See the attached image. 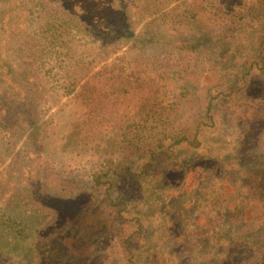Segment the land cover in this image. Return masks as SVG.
<instances>
[{
	"label": "trees",
	"instance_id": "1",
	"mask_svg": "<svg viewBox=\"0 0 264 264\" xmlns=\"http://www.w3.org/2000/svg\"><path fill=\"white\" fill-rule=\"evenodd\" d=\"M34 1L0 0V140L7 141V145L0 146V150L7 149L10 153L16 151L13 144L18 127L19 131H29V139L33 143L32 156H35L32 165L24 161L14 164L0 160V234L5 232L9 235L8 242L2 245L0 243V264H98L93 256L103 251L100 248L103 244L99 240L104 232L99 234L94 244H84L77 238L78 227L75 220L69 219L68 215V218H62L58 222V209L46 203V200L54 199L55 196H71L86 188L103 192L110 198L115 214L107 231L117 230L119 227L115 245L118 254L122 256L120 264H138L135 244L147 222L140 214L127 210L129 201L125 198L113 197L112 189L120 179L166 171L180 149L190 150L201 146L203 138L215 131L225 106L229 104L235 108L242 104L232 105L227 99L246 87L250 74L264 69V19L261 18L257 25L252 26L255 21L250 16L254 13L253 8L245 0H108L114 6L110 9V19L102 18L99 22L89 18V12L83 11V7L78 8L76 4L73 6L72 0H60L61 4L53 2L54 6L50 4L51 0H36L35 4ZM172 1L177 2L178 6L173 8L177 12L168 10ZM100 3L102 1L92 0L91 4L94 8ZM34 6L41 10H52L58 19L55 21L46 18L42 30L47 34L42 33V39H37V43L30 34L32 26L29 22V11ZM93 8H90L91 14H94ZM102 8L103 4L100 5V9ZM255 8L263 12L264 0H258ZM133 10L167 22L173 19L175 32L171 35L162 34L159 30L153 31L151 27L137 32L131 22ZM216 21L223 23L221 29L214 27ZM233 24L242 27L246 34L226 44V29ZM20 25H26V28ZM55 25L60 30L58 37L52 33ZM78 30L84 34L92 33L98 40L97 50L101 56L95 65L111 57L112 52L122 43L137 48L162 44L163 52L145 58L105 63L93 74L85 75L81 82L84 67L88 70L85 57L71 54L73 50L75 53L78 51L77 44H69L64 40ZM10 40L17 45V52L21 51L19 60L24 59L23 66L19 64V70L29 67L22 80L10 74V66L4 68L8 62L6 50ZM55 52L64 55L54 57ZM33 56H36V60ZM199 56L205 57L206 63L212 64L206 67L212 71L220 72L222 64L219 61L223 62L225 71L219 80H207L200 84V78H195L196 74L193 79L186 78L191 69H196L193 61ZM50 64L53 65L52 69H63L61 72L65 75L64 78L60 80L56 74L49 72L50 69L45 70ZM166 72L173 78L165 83ZM178 80L183 83L178 84ZM35 81H39V84L33 92L32 83ZM79 81L81 84L78 89ZM169 83L180 85V104L171 106L169 103L165 106L169 110L161 113L158 107L164 103L163 97L169 92ZM190 91L200 101V115L193 123H177V117L180 116L181 119L185 115L181 103L186 101ZM64 97H67V101L61 104L63 107L58 113L62 111L59 116L65 115L66 120L72 118L71 124L76 128V138L79 141L77 147L82 146L83 149V145H92L99 138L118 145L120 141L115 136L123 129L127 143L120 146L123 149L118 157L131 160L142 152L143 161L110 164L107 170L95 172L87 183L81 181L80 184L63 178L56 168L46 162L44 131L48 118L40 114V104H50L51 107L61 103ZM241 98L253 103L259 101V98L248 95ZM156 104L158 109L155 120L157 124L162 122L163 130L153 134V125L147 122ZM62 122L60 128L63 127ZM139 126L150 129L151 134L134 138L127 135L129 128L133 131ZM106 130L111 131L108 138H105L108 134L104 135ZM138 163L141 164L136 168ZM13 171H20L22 176L32 180L28 190L24 188L23 194L19 196V203H10L14 200L10 199L9 203L4 204L7 199L6 182L9 183ZM217 190L219 195L214 194V188L210 187L199 200L205 220L202 224L193 223L186 227L182 234L183 244L178 248L179 258L183 254L194 252L201 240L208 239L212 228L226 220L228 202L220 200L223 188L218 187ZM18 209L19 218L23 219L21 215L24 214V217L31 213L38 214L34 218L36 221H28L27 224L23 221V224L21 219L14 220L10 213H15ZM5 214L8 215L6 218ZM161 216L158 213L151 215L157 232L161 229ZM218 235L219 233L210 234V239H229L219 238ZM17 242L28 247L32 257L29 262H26L28 259L13 256L9 247L11 243ZM212 244L211 248L215 249L216 242L213 241ZM253 250L251 255L234 264H264V240L254 246ZM109 252H104L103 259H106V253ZM196 259L191 264H205ZM167 262L164 260L163 264H169Z\"/></svg>",
	"mask_w": 264,
	"mask_h": 264
},
{
	"label": "rangeland",
	"instance_id": "2",
	"mask_svg": "<svg viewBox=\"0 0 264 264\" xmlns=\"http://www.w3.org/2000/svg\"><path fill=\"white\" fill-rule=\"evenodd\" d=\"M59 1L51 0L50 4L53 5V2L61 4ZM100 1H102L100 5L103 4L102 9H100V5H95L93 8L92 0H72V5L75 6L76 4L78 8L83 7V11L89 12V18L99 22L102 18L110 19V9L114 8L113 3H108V0ZM257 1L245 0V3L250 8H253L252 11L254 13H251L250 16L251 20L255 21L252 22V26L257 25L261 18L264 19V11L262 12L255 8ZM169 4L168 10L177 12V10H173L175 6H178L177 2L172 1ZM90 8L94 9V14L90 13ZM138 13L135 10L131 13L132 26L137 32L142 31L146 27H151L153 31L155 29L159 30L162 34L171 35L175 32L173 29V17H171V21L167 22L156 16L150 17ZM29 17L31 18L29 22H31L32 26L30 34L36 43L39 40L41 41L42 37L40 35L42 33L47 34V32L42 30L47 21L46 18L58 21L52 10H41L38 6H34L29 11ZM222 24L221 21H216L214 27L221 29ZM20 26L26 28V25ZM53 28L55 30L52 33L57 37L60 36L57 35L60 33V30H57L58 26L55 25ZM243 34H246V32H244L242 27L238 24H233L226 29V44L237 40ZM92 35V33L84 34L78 30L74 35L67 36L64 39L69 44H77L76 48H78V51L76 50L75 53L73 50L71 54L85 57L88 70H85L84 67L81 82L84 81L85 75L93 74L105 63L145 58L152 54L163 52L162 44L151 46L150 48H137L122 43L112 52L111 57L107 60L105 59L106 61L102 59L103 62L101 64L95 65L101 54L97 50L98 40L95 35L93 37ZM44 40L47 39L44 38ZM236 47L238 48V44ZM20 53L21 51L17 52V45L14 44V41L10 40L6 50L8 62H6L4 68L10 66V74L22 80L29 67L25 66L23 71L19 70V64L22 67L24 62V59L19 60ZM37 55H40V53ZM63 55V53L59 52L54 53V57H63ZM240 56L242 57V55ZM33 57L36 60V56ZM219 62L222 64L220 72L212 71V69L206 68L212 64L206 63L205 57L199 56L193 61L196 69L194 71L189 69L190 73L186 78L193 79V75L196 74L195 78H200V84L207 80L215 82L219 80V77L225 71L223 62ZM52 68L53 65L50 64L47 65L45 70L48 71L50 69L49 72L56 74L60 80L64 78L65 75H62L61 72L63 69ZM165 74L167 77L165 83L172 81L173 76H170L167 72ZM199 75L200 77H198ZM178 81L177 83L180 85L183 83V81ZM81 82H78V89ZM32 84L34 92L39 81H35ZM172 84L169 83V92L163 97V105L158 107L161 113L169 110V108H165L169 103L171 106L180 104L181 87L180 85ZM199 88L200 86L198 87L197 84V89ZM243 95L257 97L259 101L253 103V101L242 100L241 96ZM52 99L50 98V100ZM66 101L67 97H64L61 103L51 107L50 104H40V114L44 118H48L45 122L46 129L44 131L46 162L56 168L63 178L79 182L80 184L81 181L87 183L90 182L95 172L107 170L110 164L122 165L127 161H143L144 154L142 152L137 153L131 160L118 157L121 149H123L120 146L127 143V140L124 139L125 133H123V129H120L115 136L117 141H120L118 145L112 141H103V139L99 138L97 141L92 142V145H83V149L82 146L77 147L79 141L76 138V128L71 124L72 118L70 117L66 120L65 115L59 116L62 111L58 113V110L63 107L61 104ZM227 101L232 105L242 104L235 108L230 107L229 104L225 106V110L219 116L215 131L203 138L201 146L190 150L180 149L164 172L154 171L151 174L126 177L125 179H120L112 189L113 197L116 199L125 198L129 201L127 210H132L131 212L134 214H140L147 222L145 223V229L135 244L138 253V264H163L164 260L168 261L167 263L169 264H191L194 258H197L196 260L199 259L198 262L205 264H234L251 255L254 251V246L264 240V69L250 74L246 87L236 92L234 96L229 97ZM181 106L185 115L181 119L179 118L180 116L177 117V120L174 119L177 123L184 121L193 123L200 115L201 104L195 98L193 92L188 94L186 101L181 103ZM158 108L156 104L153 111L150 112L149 121L147 122L153 125V134L163 130V127H161L162 122L157 124L155 120L157 116L155 112ZM60 122L64 123L62 128H60ZM128 131L127 135L133 138L134 136L146 137L151 134L150 129L147 130L144 126H139L133 131L129 128ZM122 133L123 135H121ZM14 134L15 141L13 145H15L16 151L10 153L7 149L0 150V160L5 163L13 162L14 164L17 161H24V163L32 165L35 156H32L33 143L29 139V131L27 129L19 131L17 127ZM110 134L111 131H104V135H107L105 138H108ZM0 142V146L5 147L7 145L6 140H0ZM35 163L36 161H34ZM140 164L135 165L136 168ZM11 175L9 183L6 182L5 195L7 199H5L6 202L4 204L9 203L8 200L10 199H14L10 203H19V196L23 194L24 188L26 191L28 190L32 180V178L29 179L22 176L20 171H13ZM210 187L214 188V194L217 195H219L217 192L218 187L223 188L221 191L223 195L220 200L221 202H228L226 220L215 225L208 233V239L204 238L201 240L194 252L183 254L179 258L178 254L180 252L178 248L183 244L182 234L186 227L193 223L202 224L205 220L199 206V200L202 199L205 192H208ZM46 203L54 205L58 209V222L62 218H68V215L69 219L75 220L78 227V230L76 228L77 238L82 243L92 245L99 234L104 232L103 237L99 240L103 246H98L103 251L96 253L93 258L98 264H120L122 256L118 254L119 251L115 245L120 231L119 227L117 230L107 231L110 227L111 218L115 214L108 195L92 188H86L71 196H55L54 199L46 200ZM18 211L19 209L15 213H10V216L16 221L21 219ZM157 213L162 215L159 218L161 229L158 232L154 222L151 220V215ZM7 216V214L4 215L5 218ZM21 216L23 219L20 222L22 221L23 223L25 221L24 223L27 224L28 221H36L34 218L38 214L31 213L26 217H24L25 214ZM1 217L2 211H0V219ZM260 218L262 219L259 220ZM4 233L0 234L1 245L8 242L9 239V235ZM216 233H219V238L227 237L229 239L224 241H218L219 239L217 241L211 240L210 234L215 235ZM213 241L217 244L215 249L211 248ZM21 245L22 242L11 243L10 251L13 256L15 255L19 259H28L26 262H29L32 258L29 255V249ZM104 252H109L106 253V259H103ZM211 254L212 256H210ZM101 260L102 262L100 263Z\"/></svg>",
	"mask_w": 264,
	"mask_h": 264
}]
</instances>
